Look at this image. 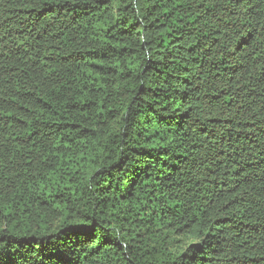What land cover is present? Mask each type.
Instances as JSON below:
<instances>
[{
    "label": "trees",
    "instance_id": "16d2710c",
    "mask_svg": "<svg viewBox=\"0 0 264 264\" xmlns=\"http://www.w3.org/2000/svg\"><path fill=\"white\" fill-rule=\"evenodd\" d=\"M0 264H264V0H0Z\"/></svg>",
    "mask_w": 264,
    "mask_h": 264
}]
</instances>
